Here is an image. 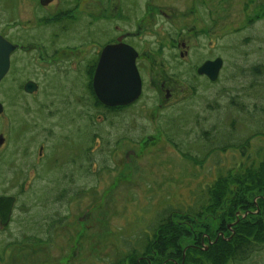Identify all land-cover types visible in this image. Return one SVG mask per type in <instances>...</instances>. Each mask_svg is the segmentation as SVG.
<instances>
[{
	"label": "rangeland",
	"instance_id": "rangeland-1",
	"mask_svg": "<svg viewBox=\"0 0 264 264\" xmlns=\"http://www.w3.org/2000/svg\"><path fill=\"white\" fill-rule=\"evenodd\" d=\"M61 1L44 8L35 7L34 0H0V31L32 47L13 54L12 69L0 83V195L16 194L12 221L0 226V264H137L141 256L158 259L146 252L151 249L147 234L155 232L158 219L167 213L181 231L176 243H191L193 233L205 232L211 220L185 215L203 201L218 168L241 161L237 150L226 148L193 164L178 149L200 157L208 150L205 141L218 147L238 142L264 123V14L259 13L264 0H226L227 5L213 0V18L223 19L212 25L211 53L223 59L214 83L193 70L207 53L206 40L192 41L203 53L192 52L185 61L162 46L158 73L146 72L140 103L113 114L93 105L85 78L73 74L68 57V52L102 46L110 34L79 36L78 11ZM176 6L184 11V5ZM195 20L192 15L185 24ZM154 42L147 40L149 48H157ZM255 65L262 73L254 78L248 70ZM152 77L165 79L174 89L162 108L157 105L164 96L150 87ZM28 80L38 85L30 94L23 91ZM99 114L112 118L100 121ZM125 126L129 134H119ZM263 144L252 140L251 159ZM52 218L60 223L49 226ZM38 222L41 230H35ZM136 240L140 248L131 247ZM260 249L243 264H264V245Z\"/></svg>",
	"mask_w": 264,
	"mask_h": 264
},
{
	"label": "flooded vegetation",
	"instance_id": "flooded-vegetation-1",
	"mask_svg": "<svg viewBox=\"0 0 264 264\" xmlns=\"http://www.w3.org/2000/svg\"><path fill=\"white\" fill-rule=\"evenodd\" d=\"M58 0H52L47 3V5H42L40 3V0H34L35 7L39 5L40 7L48 8L51 5H53ZM61 1V0H60ZM217 1V0H216ZM220 2V0H218ZM213 0H63L61 3L65 6H71L75 8V10L78 11V13L75 16V21L78 19L77 27L78 29L77 34L79 36L87 37L86 32H89V34H96L98 36V33H109L110 38L107 40L102 46H94L95 48L91 50V52L85 53L82 50H69V51H75V52H68L69 59L72 60V64L70 67L74 70H72L73 74L74 72L78 75V77L85 78L84 84H87L88 81V75L87 71L91 70L93 68L92 77L97 65V62L99 60L100 52L103 47L110 44H117V43H123L126 45H129L132 47L135 52L137 53V56L135 58V65L138 70V73L140 75L141 79V94L140 97L132 102L129 105L126 106H120L122 110H129L136 107L144 94V89L146 87L147 79L145 78L146 72H156L157 71V65H156V59L161 54L162 46H165V48L169 51H173V56L178 57L179 61H185L190 56L191 53H203L196 49L198 46V43L192 45L191 42H200L201 40L207 41V53L202 54V61L195 64L194 68L193 66L190 67L193 68V70H197V68L205 61H211L215 58H221L220 56H214L211 53L213 49V27L212 25L214 22L218 20L219 17L213 18V7H212ZM227 3L225 1H221V3ZM176 5H184V11H180L179 7ZM188 7V8H186ZM191 8V11L190 9ZM198 8L200 10H198ZM65 9V8H64ZM189 9V10H188ZM74 10V9H73ZM223 11L219 12L218 14H222ZM192 15L195 16L196 20L193 23H190V25L185 24L186 21L192 19ZM223 20L222 18H219ZM197 24H200V28L196 30ZM19 26V24H16ZM18 27H16L17 29ZM223 31V30H222ZM0 35L5 38L7 41H9L11 44L16 45L15 50L10 54L9 58V70L7 74L2 78L1 81L7 77L12 69V56L16 52L22 51V52H28L32 49L30 45L24 46L20 43L13 42L9 39V36L5 32L0 31ZM164 36L167 42H164L163 44L159 41L161 37ZM167 35V36H165ZM18 37V35H17ZM151 37L152 40L155 39V42L153 44H157V48H149L147 45V40H149ZM86 39V38H85ZM92 40L96 41V38H92ZM82 37L78 38V42H81L80 45H83ZM194 54V55H195ZM66 55V54H65ZM172 58V57H171ZM223 61V59H222ZM17 63V59H16ZM186 63V66H188V63ZM186 70V67L184 68ZM221 71V70H220ZM219 71L220 77L221 72ZM71 72V73H72ZM92 77H91V86H92ZM204 77L208 82V78L206 76ZM15 78H13L12 81H14ZM0 81V83H1ZM29 81V80H28ZM15 82V81H14ZM27 82V81H26ZM25 82V83H26ZM34 82V81H33ZM24 83V84H25ZM210 83H214L210 82ZM150 87H157L159 94H163L164 99L163 102L158 103V107L162 108L163 103L166 101V99H169L170 96L173 95L174 89L167 85V82L165 79H158L152 77L149 80ZM24 86V85H23ZM127 115V114H126ZM103 116V117H102ZM98 119L100 121L105 120L104 114H99ZM120 122L123 121L126 124L129 122L126 119H120ZM117 122V119L114 121ZM118 129H120V126H117ZM130 132V127L125 126V129L120 130L119 134L127 135ZM43 149L40 148L39 154L42 152ZM133 154V151H130ZM101 152L97 151L96 154ZM94 156L95 160H100V157ZM98 154V155H99ZM42 157V155L40 156ZM48 190H51L50 188ZM78 190L72 194L70 197L72 199L74 196L78 195ZM0 196H13L16 199V194L12 195H0ZM70 199V198H69ZM13 211V210H12ZM79 223L84 222L83 217H79ZM12 221V213L9 219V222L7 225L3 226L4 228L7 227ZM192 221V220H191ZM187 222V221H186ZM233 223V222H231ZM84 223L82 228L84 229ZM232 226V225H231ZM64 227V226H62ZM84 229V233L85 230ZM227 230L231 232L232 227H228ZM84 233L81 235L83 236ZM219 235L226 239L225 232L219 231ZM147 234V233H146ZM218 236L215 237V239L218 238ZM149 238V239H148ZM193 241L187 245L183 246V250L185 251L188 247H192L199 250L206 251L208 249V246L214 242L215 239L212 240V238L209 236L207 232H199V233H193ZM228 238V237H227ZM147 239L149 240L147 243L149 244V247L155 248V246L160 247L162 244L161 238L158 235H154V233L148 232ZM138 246L140 248L141 243L137 240L133 243H131V247ZM138 248V249H139ZM184 251L182 254V260H184ZM155 254V253H154ZM160 258L159 260H161ZM142 260V261H141ZM158 260L150 257L149 259L144 260L143 256H141L137 260V264H155ZM168 261H172L173 263L177 264V260L173 258H169ZM162 264H167V261L162 260Z\"/></svg>",
	"mask_w": 264,
	"mask_h": 264
},
{
	"label": "trees",
	"instance_id": "trees-1",
	"mask_svg": "<svg viewBox=\"0 0 264 264\" xmlns=\"http://www.w3.org/2000/svg\"><path fill=\"white\" fill-rule=\"evenodd\" d=\"M259 10L260 16H262L264 10ZM255 19L257 18L254 17L253 20ZM248 71L254 78L262 73L260 65H255ZM92 73L93 68L87 71L88 81L86 89L92 97L93 105L97 107V110L104 109L112 114L122 111L120 106L108 107L98 101L91 86ZM112 114H104V118H112ZM260 115L264 116V109ZM252 119L258 120L259 117H251ZM96 136L97 133H94L93 137L96 138ZM256 138L264 143L263 122L238 142L228 141L218 147L205 141L204 147H207L208 150L201 151L202 156L200 157L192 155V153L181 152L178 149L193 164H201L200 162L204 161L210 153L216 150L225 151L226 148H229L239 152L241 161L236 166L227 169L218 168L215 178L206 187L203 201L194 209H189L192 214L185 215L187 217L193 215L197 219L208 216L211 224L209 225L210 228H205V232L213 240L219 235V231H224L225 235L223 236L226 239L218 236L208 246L206 251L192 247H188L184 251L183 245L176 243L181 231H179L178 227H175L176 225L166 213L164 215L165 218L160 217L158 219L154 232V235H158L161 238V242H164V245L162 248L155 246V248L146 250L148 253H155V257L158 258L155 264H162V260L167 261V264H175L172 261H168L169 258L177 260V264H243L259 250H262L260 248L264 245V144L258 149L255 158L251 159L249 155L251 142ZM82 192L83 189L80 193ZM185 216L183 219L186 218ZM55 217H57V214ZM52 219L49 226H52L58 220V218ZM58 221L60 223V219ZM188 221L192 223L191 219ZM231 222H233V225L231 226V232H229L227 225L231 224ZM38 224L40 225V222L37 223L35 230H41ZM27 238L33 239L35 236H28ZM41 240L37 238L35 241ZM183 251L185 254L184 260H182ZM136 254V252L132 254L133 258ZM160 258L162 259L159 260Z\"/></svg>",
	"mask_w": 264,
	"mask_h": 264
},
{
	"label": "water",
	"instance_id": "water-1",
	"mask_svg": "<svg viewBox=\"0 0 264 264\" xmlns=\"http://www.w3.org/2000/svg\"><path fill=\"white\" fill-rule=\"evenodd\" d=\"M52 0H40L46 5ZM16 45L11 44L0 35V81L9 70L10 54ZM137 53L129 45L123 43L110 44L102 48L93 77L92 89L100 103L108 107L126 106L134 102L141 94V79L135 66ZM221 58L203 62L196 70L198 75L206 76L215 81L222 68ZM38 85L29 80L24 86L25 93H33ZM3 105L0 102V114ZM4 137L0 135V147ZM15 198L13 196H0V226L8 224ZM230 226V225H229Z\"/></svg>",
	"mask_w": 264,
	"mask_h": 264
},
{
	"label": "bare ground",
	"instance_id": "bare-ground-1",
	"mask_svg": "<svg viewBox=\"0 0 264 264\" xmlns=\"http://www.w3.org/2000/svg\"><path fill=\"white\" fill-rule=\"evenodd\" d=\"M136 66V65H135Z\"/></svg>",
	"mask_w": 264,
	"mask_h": 264
}]
</instances>
